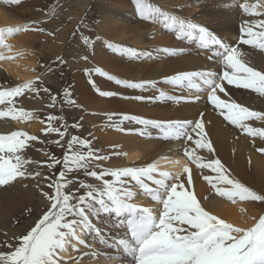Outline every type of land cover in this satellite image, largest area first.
<instances>
[{
    "label": "snow or ice",
    "instance_id": "snow-or-ice-1",
    "mask_svg": "<svg viewBox=\"0 0 264 264\" xmlns=\"http://www.w3.org/2000/svg\"><path fill=\"white\" fill-rule=\"evenodd\" d=\"M4 2L15 5L19 4L20 0ZM135 6L142 20L162 24L165 30L175 33L178 39L195 41L200 49H215L209 59L216 57L223 66L222 72L211 70L181 72L167 77L165 83L175 87L187 86L194 89L197 95L191 98L173 97L160 90L159 98L177 102L188 99L198 101L199 93H204L207 102L225 121L246 136L259 137L264 141V126L253 127L250 123L264 122V111H254L235 100L222 99L219 95V93L229 95L226 91L227 84L237 89L251 90L264 97V70L250 66L243 59L244 53L239 47L226 43L202 25L165 11L148 0H135ZM239 7L250 17H264V0H257L256 3H248L245 0ZM34 23L0 28V49L11 51V47L6 43L8 36L28 30L45 31L43 28L33 27ZM241 33L240 43L264 51V19L254 22L245 20ZM83 42L85 45L92 43L87 36L83 37ZM107 47L129 58L152 57V52H141L112 43H108ZM158 51L168 55L178 54L177 50L168 47ZM87 58L83 57L85 60ZM6 59L11 60L14 57L6 56L0 51V60ZM92 71L124 88L145 89L156 88L157 85L153 80L136 82L120 79L100 67ZM38 81L40 84L43 83L37 76L34 80L12 87L0 86V105L5 103L9 105L6 110H0V118L10 117L16 121L37 119L34 112L22 107L17 108L16 98L25 97L28 92L37 95L41 90L48 92L47 88L37 87ZM90 82L95 88V81L90 79ZM96 92L102 97L117 95L115 92L101 91L99 88H96ZM136 99L143 100L145 97L137 96ZM51 101L48 107H55L57 97L51 96ZM64 102L68 105L75 104L68 90L64 91ZM59 119L62 117L47 116V127L43 132L47 135L57 134L59 139L52 143L65 147L60 141L65 138L69 125L64 123L60 127H55L53 121ZM122 121H135L144 125L145 129L148 127L158 129L164 140L190 142L183 149V155L196 167L210 169L211 173L215 174L205 175L203 179L219 196L233 203L237 198L241 201L264 202V194L233 178L219 159L204 161L200 150L207 149L212 153L214 148L205 132L203 113L201 118L195 121H155L130 115H123ZM72 127L78 128L80 125L74 124ZM114 127L118 131H125L119 124ZM140 134L151 136V133L146 131ZM38 140L39 137L26 131L0 134V186L41 176L40 171L30 170V166L37 161L28 155V150L34 147L32 142ZM100 151L90 140L72 135L66 142V151L62 158L49 156L50 162H44L48 169H55L57 165L62 166L58 170V179L48 185L51 191L44 193L51 202L50 206L35 227L20 238L19 245L13 251L0 253V264H68L63 254L67 253L69 248L76 252H80L81 247L91 248L92 245L83 238L90 234L94 235L101 245L114 250L113 255L107 253L103 255L107 259L116 260L117 264H125L126 258L128 264H264V216H261L254 226L242 228L205 210L195 192L185 187V183L180 180L186 173L188 174L186 183L192 184L191 168L188 164H184L181 171L175 174L160 171L156 163H149L146 167H105L96 170L100 165L93 166L94 161L110 159L109 156L101 155ZM257 151L264 153V147L257 148ZM81 172L99 183L79 181L78 188L74 189L71 186L77 181L72 177ZM221 184L229 187H219ZM81 190L82 194H78ZM142 196L150 197L151 201L160 207H144L134 202ZM101 214H113L118 218V223L113 227L123 230L118 231L111 241L94 223ZM100 254L96 251L83 252L80 258L73 259L75 264H80L84 256L96 257Z\"/></svg>",
    "mask_w": 264,
    "mask_h": 264
},
{
    "label": "bare ground",
    "instance_id": "bare-ground-1",
    "mask_svg": "<svg viewBox=\"0 0 264 264\" xmlns=\"http://www.w3.org/2000/svg\"><path fill=\"white\" fill-rule=\"evenodd\" d=\"M215 1L218 0H151L163 10L202 25L226 43L239 47L244 53L243 59L250 66L264 70V51L240 43L241 27L244 21L254 22L261 18H246L239 15L237 11L230 10L231 8L212 6ZM6 5L4 0H0V28L23 26L38 19V14L41 12L39 0H20L19 4L11 5L13 9L7 8ZM15 9L17 12H14ZM107 17L108 20L102 27L110 43L125 48H134L141 52H152V57L137 58L139 60L135 62L132 60L133 58L119 52L105 50L97 55L96 62L105 71L120 79L136 82L153 80L157 82V85L156 88H124L96 74L94 79L96 87L94 88L91 83L83 82L81 75L77 74L76 87L81 102L80 108L86 111L82 121L89 127L90 138L101 142L104 145L106 156L110 157L109 160L102 161L100 164L104 168H115L146 167L149 163H156L160 171H169L173 174L180 172L182 166L188 164L191 168L192 184L186 183L188 175L186 173L180 177V180L185 183V187L195 192L205 210L238 227L250 228L254 226L259 218L264 216V202L241 201L237 198L233 203L227 198L219 196L215 189L203 179L205 175L215 176V174L211 173L210 169L196 167L183 155V149L190 142L164 140L158 129L152 127L145 129L144 125L137 124L135 121H122L123 115L155 121H195L200 119L201 113H203L205 132L214 148L212 153H209L207 149L200 150L204 161L219 159L233 178L254 191L264 194V153L257 151V148L264 147V141L259 137H248L235 126L230 125L217 111L213 110L204 93H199L198 101L188 99L177 102L159 98L160 90L173 97L191 98L197 95L194 89L187 86H172L165 83V79L181 72L208 70L222 72L223 66L219 59L216 57L209 59L210 56H213L210 50L196 47L193 41L178 39L175 33L165 30L162 24L152 22L149 24L138 20L136 15L127 9L110 11ZM255 30L259 31V29ZM39 38L40 34L33 30L21 31L17 35L6 38V43L11 47V51L8 49H0V51L14 59L0 60V86L12 87L35 77L38 65L36 53L38 52L34 45ZM165 47L177 50L180 55L168 57V54L158 51ZM96 88L101 91H112L117 95L102 97L96 92ZM226 91L228 96L219 93L222 99L235 100L254 111H264V97L259 94L253 93L251 90L237 89L227 84ZM137 96H143L145 99L138 100ZM44 105L41 93L37 95L34 92H28L25 97L16 98L17 108L22 107L32 111L38 118L29 121H16L10 117L0 118V134L26 131L30 135L37 136L45 128L43 117L39 112V109ZM8 107L9 105L5 103L0 105V110H6ZM70 107L73 106L70 105ZM250 123L253 127L264 126V122L260 121ZM116 124H119L125 131L116 130L114 127ZM142 131L151 133V136L141 135ZM32 144L34 147L28 150V155L37 163L31 165L30 170L40 171L41 176L35 179L18 180L7 185L11 186L7 189V186H0V246H2V238L6 236V233H15L9 223L11 219L16 218L17 208L20 209L26 206V203L32 202L36 189L41 191L42 187L47 184L46 170L35 152L38 141L32 142ZM115 153H126V155H115ZM176 161L179 163H175ZM92 180V183H99L93 178ZM148 183L155 187V185H151V182ZM218 186L229 187L222 184ZM16 199L20 200L18 207L15 203ZM134 202L144 207H160L147 196L138 197ZM94 223L103 230V234L110 241L118 231H123L113 227L118 223V218L113 214H101L94 220ZM83 238L92 247H81L80 252L69 248L68 252L63 254L68 264H75L73 258H80L81 253H91L92 251L101 254L96 257L84 256L80 264H117L116 260L107 259L103 255V253L113 255V249L101 245L94 235H86ZM0 253L3 252L0 251ZM125 264H128L127 258Z\"/></svg>",
    "mask_w": 264,
    "mask_h": 264
},
{
    "label": "rangeland",
    "instance_id": "rangeland-1",
    "mask_svg": "<svg viewBox=\"0 0 264 264\" xmlns=\"http://www.w3.org/2000/svg\"><path fill=\"white\" fill-rule=\"evenodd\" d=\"M148 2L152 3L151 0H148ZM244 2L245 0H218L215 1L212 6H218L221 8L222 6L228 7V9L231 8L230 10L237 11L239 15L248 18L250 16L244 14L239 7V5ZM247 2L256 3L257 1L247 0ZM39 3V10L41 12L39 11L40 14H38V16L40 20L38 18L35 19V21L28 22V24L35 22V25L33 24L35 28L45 29L44 32L34 31L37 32V34H40V38L34 45L38 52L36 53V59L38 61L36 73L38 75L35 74V77L32 80L39 76L43 83L40 84L38 81L37 87H40L41 89L47 88L49 91H40L45 105L42 106L41 109H38L43 117L45 123L44 127H47L46 117L49 115L62 117V119L53 121L55 127H60L64 123H67L69 127L65 138L60 141L65 147H60L52 143V141L59 139V136L55 133L47 135L42 131L37 135L40 138L35 152L37 158H40V161L46 170L47 184L43 186L44 189L42 187V192L36 189L34 199L32 202L30 201L28 204L26 203V206L18 209L17 207L20 200H15V203L17 204V210H15L18 213L16 218L11 219L9 223V226L12 227L15 235L12 233H6V236L2 238V246H0V251L2 252L13 251L15 247L19 245L20 238L35 227L36 223L42 218V215L50 206L51 202L45 197L44 193H49L51 191L48 185L58 179V170L62 167L61 165H57L55 169H48L44 162H50V155L62 158L63 153L66 151V142L72 135H77L81 138L90 140L94 147L101 150V155H106L104 145L101 142H97L93 138H90L88 134L90 131L89 127L87 123L82 121L83 115L86 111L83 108H80L81 102L76 87V78L77 74H79L81 75V80L83 82L91 83L90 79L94 81L96 76V73L92 70L97 67L105 70L96 62V57L102 51L111 50L107 47L110 42L107 40V34L102 27L108 20L107 14L110 11L127 9L134 13L138 20L151 24L150 21L142 20L139 17L135 6V0H39ZM6 7L13 9L9 4H7ZM16 10L17 9H15L14 12ZM44 15L46 17H42ZM253 18L264 19L263 17ZM49 33H53V35H49ZM84 36H87L90 41H92L91 45L84 44ZM177 55L179 56L180 54ZM177 55H169L168 57H178ZM84 56L88 57L87 60L83 59ZM65 57H67V61ZM132 60L138 62L139 59L133 58ZM49 68H51V71H49ZM65 90H68L71 93V99L75 101V104L72 105L73 107H70V105H67V103L64 102ZM51 96L57 97L55 107H48L52 103ZM74 124H78L80 127H72ZM40 141H43V143ZM100 162L102 161L93 162V166H95V164L100 165V168L96 170L104 168ZM72 178L77 181V183L71 186L74 189L78 188L79 181L86 183L93 182L91 177L85 176L82 172L77 173ZM10 187L7 186L6 189ZM82 192L83 190L78 194H82ZM9 245L11 247H9Z\"/></svg>",
    "mask_w": 264,
    "mask_h": 264
}]
</instances>
